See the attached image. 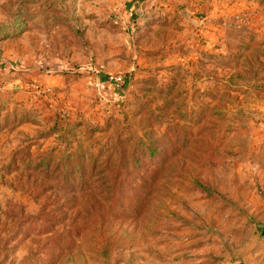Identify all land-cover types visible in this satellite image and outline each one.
I'll use <instances>...</instances> for the list:
<instances>
[{
    "label": "rangeland",
    "instance_id": "rangeland-1",
    "mask_svg": "<svg viewBox=\"0 0 264 264\" xmlns=\"http://www.w3.org/2000/svg\"><path fill=\"white\" fill-rule=\"evenodd\" d=\"M263 227L264 0H0V264H264Z\"/></svg>",
    "mask_w": 264,
    "mask_h": 264
},
{
    "label": "built area",
    "instance_id": "built-area-1",
    "mask_svg": "<svg viewBox=\"0 0 264 264\" xmlns=\"http://www.w3.org/2000/svg\"><path fill=\"white\" fill-rule=\"evenodd\" d=\"M110 79H113V81L116 83V85H120L122 83V78L120 76L118 77H110Z\"/></svg>",
    "mask_w": 264,
    "mask_h": 264
},
{
    "label": "water",
    "instance_id": "water-1",
    "mask_svg": "<svg viewBox=\"0 0 264 264\" xmlns=\"http://www.w3.org/2000/svg\"><path fill=\"white\" fill-rule=\"evenodd\" d=\"M263 229H264V227H263Z\"/></svg>",
    "mask_w": 264,
    "mask_h": 264
}]
</instances>
